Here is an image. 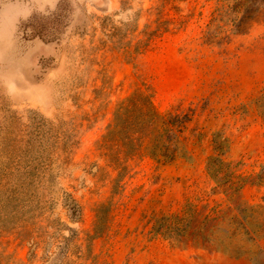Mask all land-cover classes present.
I'll use <instances>...</instances> for the list:
<instances>
[{
    "label": "rangeland",
    "instance_id": "1",
    "mask_svg": "<svg viewBox=\"0 0 264 264\" xmlns=\"http://www.w3.org/2000/svg\"><path fill=\"white\" fill-rule=\"evenodd\" d=\"M0 264H264V0H0Z\"/></svg>",
    "mask_w": 264,
    "mask_h": 264
},
{
    "label": "trees",
    "instance_id": "2",
    "mask_svg": "<svg viewBox=\"0 0 264 264\" xmlns=\"http://www.w3.org/2000/svg\"><path fill=\"white\" fill-rule=\"evenodd\" d=\"M133 101V100H130ZM149 105L153 111L154 118L160 116L158 115V112L152 103V101H149ZM128 110L121 106L120 109L117 112L118 117H120L124 112H127ZM184 122H181V125H184ZM178 128V125L173 122V117L171 115L162 118V130L174 137H176V129ZM178 149V145L173 141H165L161 144V141L156 140V144L151 149V155L152 157L160 164H167L172 163L175 161L176 158V150Z\"/></svg>",
    "mask_w": 264,
    "mask_h": 264
}]
</instances>
